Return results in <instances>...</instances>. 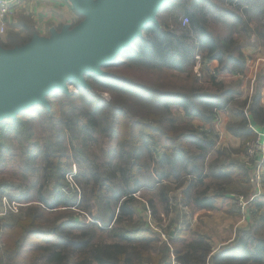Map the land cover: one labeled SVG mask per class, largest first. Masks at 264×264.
<instances>
[{"label":"trees","instance_id":"16d2710c","mask_svg":"<svg viewBox=\"0 0 264 264\" xmlns=\"http://www.w3.org/2000/svg\"><path fill=\"white\" fill-rule=\"evenodd\" d=\"M235 3L238 8L225 10L231 19L226 24V33L218 36L208 29L207 10L200 0L180 1L171 12L176 10L187 15L189 24L182 25L175 14L172 23L164 19L158 24L146 25L144 34L119 55L123 58L121 61L104 65L121 68L124 73L85 74L89 89L80 87L85 90L82 96L54 91L47 96L49 109L37 104L14 118L0 121V133L17 126L18 133L29 140L33 136L30 120L37 112L46 114L44 121L54 136L44 143L33 141L23 152L31 165L41 155L42 178L53 183L55 195L51 202L42 195L37 197V202L45 208L75 204V194L64 197V192L70 190L63 180L70 166L62 145L67 140L78 159H87L91 133L114 141V147L106 153L119 150L120 161L119 167L114 165L113 171L103 177L95 171L91 195L94 199L107 200L106 203L123 198L109 229L92 222H76L72 217L48 226L41 219L43 208L36 204L22 206L12 225L4 223L5 216L0 217V264H170L172 257L179 264H264V197L252 203L255 211L248 226L237 229L234 238L215 251L210 237L197 230L178 229L173 234L168 231L166 243L144 223L131 225L135 213L130 194L139 185L135 174L140 169L138 161L143 152L155 159L159 149V165H174L180 160L184 162L180 168L186 169L189 144L194 140L205 141L209 136L207 131L191 124L177 125L172 108H179L190 119L205 123L214 120L217 110L225 108L238 92L217 80V75H240L245 70L246 57L236 34L253 32L264 38V28L258 27L262 25L249 26L251 20L260 21L264 15V0H236ZM82 18L80 15L77 22ZM18 25L23 33L9 31L5 40L0 38L1 47L21 46L37 34L27 17H19ZM196 53L202 61L217 62L214 73L209 76L210 88L203 87L201 76L193 72ZM97 89L109 92L110 101L100 102V96L95 93ZM258 98L256 93L250 111L254 120L263 122L264 107H257ZM227 130L241 138L242 147L254 136L244 114L238 123L228 124ZM228 167L231 175L236 173V179L248 186L249 176L240 163L233 162ZM94 168L99 169V165ZM115 174H119L121 183H116ZM127 187L129 191H125ZM0 188L1 198L6 190L4 181L0 182ZM183 198L187 199V192ZM10 199L25 204L24 197ZM230 199L224 192L193 198L199 202L198 206L220 210L224 204H230ZM162 201L165 203L167 197ZM102 234H107L110 241L104 240Z\"/></svg>","mask_w":264,"mask_h":264},{"label":"rangeland","instance_id":"374dc122","mask_svg":"<svg viewBox=\"0 0 264 264\" xmlns=\"http://www.w3.org/2000/svg\"><path fill=\"white\" fill-rule=\"evenodd\" d=\"M180 1L182 0H166L160 11H158L155 21L149 22L147 25L158 24L161 20L164 19L172 23L171 18L175 16V14H178V21H181V19H184V17L187 18V15H183L179 11L175 10L171 12V9L174 7V5L180 3ZM200 1L204 9L207 10V12H205V17L207 18L206 21L208 29L212 33H214V35H224V31L226 30L225 28H227L226 24L231 20L228 12H226L225 10H227V8L229 9L230 7L234 9L238 8L237 4L235 3L236 0ZM231 1H233L234 3H231ZM172 3L175 4L172 5ZM238 11L239 9L237 10V12ZM252 18L254 19L255 16H253ZM260 19V21L258 19H255L254 21L251 20L249 26L254 28L255 26L262 25L258 27L264 28V15ZM77 20H79V17ZM187 24H189V20H187L185 25ZM143 34L144 32H142L141 35ZM7 35V31L4 29V31L0 33V38L2 40H5ZM236 36L238 40H240V46L246 57V62L249 61V66L251 67L256 57H258L259 55L264 56V38L259 37L253 32L249 34L238 33L236 34ZM195 55H199V58L196 59L194 56L195 61L193 65V72L196 75L201 76L200 78L203 87L210 88L211 84L209 82V76L211 75V73H214L212 71L216 68V66L212 69L210 66H208L212 61H202L200 58V54L196 53ZM121 59L123 58H121L120 56L116 58L118 62L121 61ZM250 69L245 68L244 72L240 75H228L227 73H219V75H217V80H221L223 82L225 81L226 84L231 88L235 89L238 92H242V94L244 93V95H247L246 93H250L251 89V91L253 92L255 87V81L253 82V79H250V76L248 77V75H254L256 78H258V72L256 71V73H250ZM102 71L124 73L121 68L102 67ZM80 87L81 86L76 82H68L67 90H64L63 92L65 95H77L79 93L78 95L82 96L83 93H85V90L83 91V89H80ZM88 89V93L90 95H94V92L89 91ZM95 93L100 96V102L102 103H107L111 99V95L107 91L97 89V92ZM57 98H59V95H57ZM240 101H238L237 104L241 105L242 102ZM75 102L77 103L78 100L75 99ZM181 111L182 110H180L179 108H172L171 112L172 117H174L175 119V123L177 125L189 124L188 120L190 121V119L185 117V115L183 116L181 114ZM45 116L46 114L41 111L34 114L33 118L30 120L33 130V136L29 140H24V136L18 133L19 130L17 126H10L7 132H5V128L3 130V132L5 133H0V150L2 151L0 156V182L4 181L6 184V190L2 195L5 196L6 200L9 202L18 201L17 199L10 198L24 197L23 201L25 202V206L30 204L39 205L41 208H43V215L41 218L42 222L46 223V225L48 226L58 225L62 222L67 221L69 217H72L76 222H92L96 223L99 227L109 229L111 227V223L113 222L112 220L116 218L119 205L123 198L120 201L118 200L114 202L110 200L109 203H106L105 201L107 200L105 199L104 201L94 199L91 195V190L94 183L92 175H97L98 172L101 177H103L113 171L112 168L114 165H118L119 167V150L114 148L115 151L107 154L106 152L114 147L115 142L108 141L106 138L100 137L96 134L91 133L89 136L90 142L88 144L87 159H78L76 157L75 150H73L74 148L71 147L69 143L67 145V140L64 141L62 145L64 146L66 158L70 166V170L65 173L63 179L64 181H66L67 185L68 183L70 184V190L64 192V197L71 198L75 194V204L72 206L59 207L57 209H48L37 202V197L39 195L45 197L49 202L53 200L55 195L54 190H52L53 185H51L53 183L49 180H43L42 178L44 170L41 155L37 156L35 158L34 164L31 165V163L26 160L23 152L28 145L31 146L33 141L44 143L50 138L52 139V137L54 136V131L44 121ZM222 122L223 121H221L220 117L218 118V120H216V125L218 128L222 126ZM250 140L245 142L244 147L240 146V151L237 155L236 160V162L240 163L243 166V170L247 172L249 176L248 186L244 184V188L242 191L236 192L234 193V195L227 196L232 200L230 199V204H224V206L221 208L222 210L214 208L222 214L236 216L238 218V221L236 222L234 227H231L234 224H230V227L224 229L223 231L221 229H218L217 232L219 234L218 236H216V230L214 229V227L210 230L207 227H202L203 225L205 226L203 219L209 218V215L207 213L199 214V216H201V219L199 220V224H197L195 227L182 228L176 226L175 217L170 208L169 195L166 194V192L168 193L169 191H171V182L168 181L169 178L163 177V174L170 173L171 168L167 165L158 164V156L161 155L159 149H156L155 159L149 158V155L146 153V151H144L138 161L141 166L140 169L136 172L135 176L139 181V185L135 187L137 191L133 194H130L132 196L130 205L134 209L135 213L134 220L131 225L144 223L159 236L161 242L166 243L168 241V231H171V234H173V231L178 229L197 230L199 233L203 234H205L204 231H208V234L215 235L217 240H221V237L225 238L230 234V232H232V234L235 236V232L237 229L246 228L248 226L251 213L255 211L253 208H251L252 203L257 199L264 197V163L261 169V181L258 183V185L250 182L249 179L252 172L250 170H247V167L245 165L246 144ZM97 165H99V169L94 168ZM69 172L73 173V177H71L72 175H69ZM177 172L179 173V176L177 175L175 180L179 183L174 181L176 184H183L185 181H187L186 169L178 168ZM119 174H115L116 183H121ZM158 175L163 178H160ZM161 180H163V182H161ZM224 189L225 188L223 187V191H225ZM257 190L261 195H259L253 201L248 202L245 210H241L240 207L237 206V203H235V199L237 197H242V199L246 201L251 197L252 194L256 193ZM125 191H129V188H125ZM112 193L113 192L111 190V194ZM164 196L167 197V201L165 203L162 201V198ZM2 197L0 199H2ZM225 210H229L230 212H225ZM18 215V213H10L8 211V213L4 215V223L12 225ZM260 232H263V230H260ZM101 237L104 240L110 241L107 237V234H102ZM221 246H219V248ZM170 264H172V261Z\"/></svg>","mask_w":264,"mask_h":264},{"label":"water","instance_id":"95a60500","mask_svg":"<svg viewBox=\"0 0 264 264\" xmlns=\"http://www.w3.org/2000/svg\"><path fill=\"white\" fill-rule=\"evenodd\" d=\"M70 1L83 16L74 26L0 46V121L37 104L49 109L47 96L67 90L68 82L88 88L85 74H104L102 67L131 48L166 0Z\"/></svg>","mask_w":264,"mask_h":264},{"label":"crops","instance_id":"0c3cea01","mask_svg":"<svg viewBox=\"0 0 264 264\" xmlns=\"http://www.w3.org/2000/svg\"><path fill=\"white\" fill-rule=\"evenodd\" d=\"M21 16L29 19L33 29L37 32L36 35L49 36L52 32H59L65 26L71 27L73 24H77L80 14L75 10L70 0H24L22 5H14V15L6 23L5 30L7 33L9 31L23 33L21 25H18V20ZM249 64V61H247L245 68H251L250 73L258 72V78L254 75H248L250 79H253V82L255 81L253 92L251 91L252 89L250 93L248 92L249 94L246 93L247 95L242 94V92H236L225 108L217 110L216 118L210 122L205 123L199 119L189 118V124L200 131H207L209 136L205 141L194 140L193 143L189 144L190 149L186 163L187 181L183 184L174 182L179 174L177 169L180 168L183 161L178 160L174 165L164 164L171 168L170 173L163 174V177L169 178L168 181L171 182V191L166 192V194L169 195L170 208L175 217V224L178 227H195L201 219L199 214L207 213L209 218L203 219L205 226L203 225L202 227H207L209 230L214 227L216 236H218V229L223 231L229 228L230 224H234L231 226L234 227L238 221L236 216L222 214L213 208L196 205L199 202H196L193 198L194 195L203 194L209 197L221 192H224L227 197L242 191L244 188V184L236 179V173L231 175L228 167L237 160L240 146H242L241 138L230 133L227 130V126L231 123H238L242 120L244 114L247 126L253 134V129L261 131L264 128V121L254 120L250 111L252 99L256 93L259 95L257 107H264V56L259 55L256 57L251 67ZM208 66L213 69L217 66V63L212 61ZM224 83L226 82L224 81ZM238 101L242 102L243 105L237 104ZM181 114L184 116L182 111ZM219 117L223 121L220 128L216 125V120ZM223 187L225 191H223ZM185 192H187V199L183 198ZM1 211L2 207L0 205ZM204 233L210 237L214 251L234 238L232 232L225 238L221 237V240H217L213 234H208V231H204Z\"/></svg>","mask_w":264,"mask_h":264},{"label":"built area","instance_id":"2783aa9c","mask_svg":"<svg viewBox=\"0 0 264 264\" xmlns=\"http://www.w3.org/2000/svg\"><path fill=\"white\" fill-rule=\"evenodd\" d=\"M23 3L24 0H0V33L4 31L6 23L14 15V5L20 6ZM187 20L188 19L184 17V19H181V24L185 25ZM195 58L198 59L199 55H195ZM253 131L254 137L246 144L245 165L247 170L252 172L249 179L250 182L258 185L261 181V169L264 163V128L261 131L255 129H253ZM69 175H72L71 177H73L72 172H69ZM68 187L70 188L69 183ZM259 195L261 194L257 190L256 193L252 194L246 201H244L242 197H237L235 203H237V206H239L241 210H245L248 202L253 201ZM0 205L2 207L0 216L6 215L8 211L10 213H19L20 208L24 206V204L19 203L18 201H7L5 196L0 199ZM171 261L172 264H179L173 257Z\"/></svg>","mask_w":264,"mask_h":264}]
</instances>
